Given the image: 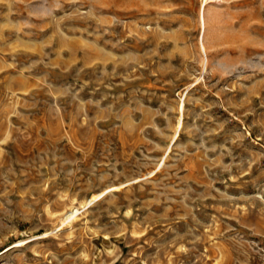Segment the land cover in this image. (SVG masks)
I'll list each match as a JSON object with an SVG mask.
<instances>
[{
	"label": "rangeland",
	"instance_id": "rangeland-1",
	"mask_svg": "<svg viewBox=\"0 0 264 264\" xmlns=\"http://www.w3.org/2000/svg\"><path fill=\"white\" fill-rule=\"evenodd\" d=\"M0 264H264V0H0Z\"/></svg>",
	"mask_w": 264,
	"mask_h": 264
}]
</instances>
